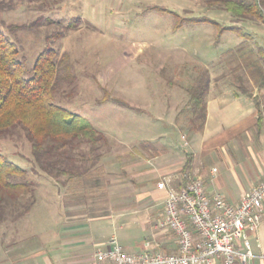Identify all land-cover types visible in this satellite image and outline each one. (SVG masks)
<instances>
[{
	"label": "rangeland",
	"instance_id": "rangeland-1",
	"mask_svg": "<svg viewBox=\"0 0 264 264\" xmlns=\"http://www.w3.org/2000/svg\"><path fill=\"white\" fill-rule=\"evenodd\" d=\"M2 1L14 5L0 9V26L16 42L25 76L44 46L53 47L57 58L67 53L72 78L57 79L53 101L87 117L105 138L94 150L83 142L67 151L59 167L73 172L69 178L35 165L20 127L0 134V153L26 170L34 197L27 211L28 193L4 202L0 248L10 235L22 237L13 243L22 248L33 245L42 231L49 235L52 214L63 201L85 202L89 211L105 212L117 187L139 190L144 179H135L134 168L121 171L119 166L137 158L133 147L141 148L145 139L172 136L178 142L180 135L186 139L195 131L191 127L201 119L189 89L199 78L248 91L264 80V23L250 12L239 16L226 11L219 0ZM257 1L264 13V0ZM180 16L236 25L247 38L234 30L219 32L207 22L183 21L177 27ZM22 23L33 26L9 31L10 24ZM55 31H62L61 36L54 37ZM100 161L106 163L104 173ZM93 177H98L97 185Z\"/></svg>",
	"mask_w": 264,
	"mask_h": 264
},
{
	"label": "crops",
	"instance_id": "crops-1",
	"mask_svg": "<svg viewBox=\"0 0 264 264\" xmlns=\"http://www.w3.org/2000/svg\"><path fill=\"white\" fill-rule=\"evenodd\" d=\"M263 83L248 91L211 81L199 129L189 132L186 139L180 135L178 142L172 136L158 141L145 139L141 148L133 147L137 158L118 165L121 171L127 166L134 168L135 179H144L139 190L116 186V200L109 199L110 209L105 212H91L85 202L63 201L52 214L51 233L43 236L46 231H42L39 239L24 249L20 243L15 246L22 237L10 235L0 248V264H96L95 250L108 248L107 240L112 235L128 252L176 251L175 235L159 222L166 191L155 182L164 180L179 188L189 177L200 176L208 193L217 191L233 204L262 181ZM156 144L162 145L161 150ZM118 158L116 155L114 159ZM99 165L104 173L106 163L100 161ZM154 177L158 180L153 181ZM262 205L260 223L245 231L252 253L250 264H264ZM211 264H221L220 259L215 258Z\"/></svg>",
	"mask_w": 264,
	"mask_h": 264
},
{
	"label": "trees",
	"instance_id": "trees-1",
	"mask_svg": "<svg viewBox=\"0 0 264 264\" xmlns=\"http://www.w3.org/2000/svg\"><path fill=\"white\" fill-rule=\"evenodd\" d=\"M219 1L222 2L226 11L239 16L250 12L264 23V13L260 10L257 0L249 2L243 0ZM13 6L10 2L0 1V9H12ZM161 10L166 9L161 8ZM168 12L170 11L168 10ZM183 21L199 24L201 22L211 23L217 27L219 32L234 30L240 37L247 38V33L240 27L220 24L209 17L180 16L176 26L181 25ZM32 26V23H22L10 24L8 27L9 31L13 32L18 28H31ZM61 34L62 31H55L52 35L58 37ZM16 45V42L0 26V134L10 127H20L30 142L31 155L35 165L47 173L54 171L53 174L56 176L64 174L72 178L74 175L72 171L69 172L67 169L59 167L67 158V151L83 142L87 143L91 150H94L97 143L104 140L105 136L93 126L87 117L62 105L59 106L53 101V89L57 79L59 80L60 76L72 78L68 54L62 53L57 58L53 47L44 46L35 57L28 72L29 76L26 77V68L24 62L17 56ZM207 86L208 78H199L197 84L189 89V100L192 101L194 110L198 111L196 117L201 119L200 124L197 127H191V129H199L205 118L203 96ZM95 157L99 158V154L97 153ZM25 174L24 168L0 153V222L4 219V202H7L8 199L15 200L28 193L24 211L29 210L33 204V190ZM80 174L82 173L80 172ZM88 178L89 176L84 177V181L89 184L91 182ZM92 179L97 185L98 177Z\"/></svg>",
	"mask_w": 264,
	"mask_h": 264
},
{
	"label": "built area",
	"instance_id": "built-area-1",
	"mask_svg": "<svg viewBox=\"0 0 264 264\" xmlns=\"http://www.w3.org/2000/svg\"><path fill=\"white\" fill-rule=\"evenodd\" d=\"M164 182H155L166 191L159 222L175 235L176 251L128 252L112 235L108 248L95 250L96 264H211L215 258L221 264H250L245 231L260 223L264 178L233 204L217 191L208 193L200 176L179 188Z\"/></svg>",
	"mask_w": 264,
	"mask_h": 264
}]
</instances>
